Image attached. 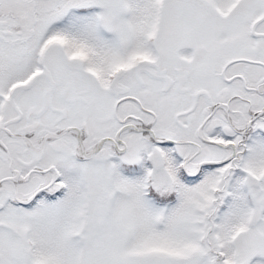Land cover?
<instances>
[{
  "label": "snow or ice",
  "instance_id": "6c2138e0",
  "mask_svg": "<svg viewBox=\"0 0 264 264\" xmlns=\"http://www.w3.org/2000/svg\"><path fill=\"white\" fill-rule=\"evenodd\" d=\"M0 264H264V0H0Z\"/></svg>",
  "mask_w": 264,
  "mask_h": 264
}]
</instances>
